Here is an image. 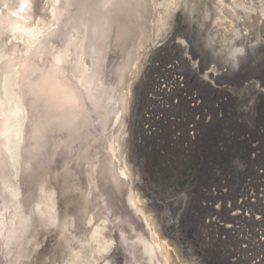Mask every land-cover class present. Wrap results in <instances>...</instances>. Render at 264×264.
<instances>
[{"label": "rangeland", "instance_id": "1", "mask_svg": "<svg viewBox=\"0 0 264 264\" xmlns=\"http://www.w3.org/2000/svg\"><path fill=\"white\" fill-rule=\"evenodd\" d=\"M30 1L32 10L23 20L20 15L16 18L17 14L15 17L12 14L10 18L0 11V264H130L140 252V243L135 237L139 234L150 238L144 218L128 201L130 188L136 190L144 210H149L147 213L155 220L158 235L174 248L182 264H232L230 251L222 239L215 238L218 228L211 222L216 211L211 190L217 187L212 165L219 163L224 172L231 174L226 183L231 191L227 195L233 198L241 175H232V159L237 157V161L247 165L246 171L252 173L248 146L239 140L242 132L250 131L246 123L250 119L237 109L242 105L241 96L228 93L214 97L210 87H198L180 41L187 42L189 38L193 43L196 36L207 39L211 45L214 43L216 51H224L228 43L241 40V35L247 32L243 26V31L239 29L240 33L234 35L229 23L232 17L235 23L239 21L235 14L230 9H222L220 0H175V9L170 10L166 19L168 37L154 41L147 51L130 86L123 115L109 117L103 126L102 108L89 92L91 87L84 88L76 78L78 70H87L88 64L86 57L71 46L73 33L61 29L65 14L62 0ZM167 1L160 0L163 4ZM155 7L163 8L162 5ZM15 18L18 20L14 22ZM157 18L152 22L153 29ZM224 37L231 40L225 41ZM249 43L256 48L254 51L246 47L237 50L235 61L227 60L228 54H222L225 61L221 59V63L227 66L230 77H235L245 61L253 60V67L246 71L259 76L250 79L264 84V48L259 43ZM196 47L202 51L200 46ZM190 48L192 57L196 51ZM208 57L203 62L208 63L207 67H216L218 62ZM117 59L115 51H108L107 68ZM176 66L180 74L170 68ZM174 75H181L183 81L173 83L170 78ZM54 79L58 82H52ZM59 83L67 85L76 97L67 92L56 97ZM166 83L173 93L167 90L163 95L160 87ZM226 90L232 92L229 88ZM190 92L201 97V123L197 122L199 115L188 112L185 98ZM215 106L221 108L224 120L221 125L215 120L219 113ZM75 112L79 113L74 116ZM84 116L89 122L86 127ZM259 119L264 127V112ZM195 120L206 132L204 145L195 146L185 154L187 158L180 160V143H185L184 127L187 123L195 127ZM224 127L234 133L237 142L215 154L208 142L216 136L219 139L220 132L226 130ZM113 136H117L119 151L115 154L119 158L112 167L106 164L109 152L105 141ZM86 153L94 154L93 158L90 156L84 161L85 155L89 157ZM168 153L176 157L170 167L163 162V156ZM209 161L213 163L208 164ZM175 187L184 190V195H171ZM165 202L171 206L167 207ZM151 203H156L159 209L150 207ZM103 204L108 208L107 216L103 213ZM102 225L110 240L107 248L99 250L103 236L97 235L94 239L92 232Z\"/></svg>", "mask_w": 264, "mask_h": 264}, {"label": "bare ground", "instance_id": "2", "mask_svg": "<svg viewBox=\"0 0 264 264\" xmlns=\"http://www.w3.org/2000/svg\"><path fill=\"white\" fill-rule=\"evenodd\" d=\"M245 1L246 2H244V0H220L221 5H222V9H224V8H227L228 10L230 9L231 10L230 13L232 12L231 14H235L236 18L239 20V21L237 20L238 22L235 23L234 22L235 18H234V20H233V17H232V19H230L231 23H229V24H232V29H233V31H235V34L234 33L233 34L237 35L238 33H240L239 29L241 31H243L242 30L243 26H244L245 31H247L246 34L242 33L243 35H241L242 36L241 40L238 39L239 40L238 41L237 39L236 40L234 39L235 40L234 42L228 43V45L226 46V49L224 51H222L221 49L216 51V48H215L216 45H213L214 43L211 45V43H209V41L207 39L198 38V37L193 36V35L192 36L195 37V39H196L195 42H193V43L190 42V40H188L189 39L188 38V39H186L187 42H184V41L181 42L180 41V43H182L181 45L183 46L182 50L184 52L183 56L186 60V64L188 66H190L189 68H191L193 76L197 79V83H198L197 85L199 88L210 87L212 90V93L214 94V97H220V96L228 94V93L231 94V96H233V95L241 96V99L239 98V100H240V103H242V105L240 108H239L240 104L237 107V109L239 110V113L241 112L242 114H245V112L248 111L249 108L254 107V105L250 106V104L251 103L254 104V102H255V107H260L259 109H262L258 112L262 113V112H264V84L260 83V81L258 82L254 79H250V78H252L251 76L255 77L256 74H254V72H251V71L249 73H247V71H246L247 68H249L251 66V64H252L251 62L253 60L251 62H248V63L245 61V63L243 64V67L241 69H238L237 72H235L236 73L235 77H232V76L230 77L229 73L227 72L228 71L227 66H225L223 64V62L221 63V59H222V61L224 60V57L222 56V54L223 55L225 53L228 54V57L226 58L227 60L229 58L230 60L233 59L232 61H235L234 58L237 57L236 56L237 50L242 51V49L246 47L247 49L250 48L249 50L252 49V51H254L256 48L254 49L253 48L254 46H252V45L249 46L248 45V44H250L249 42L259 43V46H261V48L262 47L264 48V0H245ZM31 2L32 1H30V0H0V11L2 13L6 12L10 18H13L12 14H14V17L16 16L15 14H17L16 18L18 17V15H20L22 17L21 19L23 20V18H25L26 15L29 14V11L32 10ZM62 3L64 4L63 7H65L66 11L64 10L65 14H64L63 22H62L63 26H61L62 27L61 29H62V31H65L68 29V31H71L73 33V39H71L72 40L71 46L73 45L74 48H76L77 53H79L80 55H84L86 57L87 61H85V60H83V61H85L88 64L87 65L88 68L86 67L87 70H84L81 68L78 70L79 73H78L76 78L80 81V83H82V86L84 85V88H87L86 86L91 87L89 92L93 95V99L96 101L97 105L98 106L100 105V107L102 108V111H101V112H103L102 113L103 114L102 120L104 119L103 126H105V121L109 117L112 116L113 119L118 118L119 114H122V112L123 113L125 112L126 103H127L126 97H128V92H130L129 89H130V86L132 85V81L137 77V75H138V73L142 67L143 59L146 56L147 51L155 43L154 41L157 40L156 41V43H157V42L163 41L164 39L166 40V38L168 37V31L166 28V25H168V23L166 22V19L169 16L170 10L172 11L175 9L174 7L176 5V1L175 0H168L165 4H163L162 2H160V0H62ZM155 5L156 6L162 5L163 8L162 9H160V8L156 9ZM223 11L224 10H221L222 13H223ZM224 13H225V11H224ZM156 16L158 17L156 20L157 24H156V26L154 25L155 29H153L152 28V22L156 18ZM58 17L61 18L60 15ZM16 18H15L14 22L16 20H18ZM222 18L223 17H220L219 19H222ZM229 18H230V15H229ZM225 19H226V17H225ZM17 22H19V21H17ZM59 24H60V22H59ZM188 26L190 28H192V23H189ZM227 30H228V32L230 31V29H227ZM65 33H63V34H65ZM198 34L199 33L197 32V36H198ZM65 36H67V35H65ZM61 40H62V38H61ZM63 40H67V38H65V39L63 38ZM179 40H181V39H179ZM224 40L225 41L231 40V37H224ZM187 43H189V44H187ZM196 46H200L202 51L197 49ZM190 47L195 48V51H196V52H194L195 54L193 53L192 57L189 55L190 53L188 52V50L191 49ZM111 50H113V52L115 51V54L117 53L118 59H117L115 64H113L111 67L107 68L105 62H106L108 51H111ZM208 56L212 57L211 58L212 61L218 62L216 67L214 65L207 67L208 63L206 64V62H203V61H205V59H207V58L209 59ZM60 57H58V59ZM195 57H198V59H195ZM261 62H263V61H261ZM86 63H84V65ZM262 64H261V66H262ZM251 67H253V66H251ZM59 69H60V67H59ZM171 69L177 71L180 74V72L178 71V66L171 67ZM59 73H60V71H59ZM255 73H257V72H255ZM226 76H228L227 80L225 78ZM236 76H239V77H236ZM237 78H239V79H237ZM257 78H259V76ZM262 78H263V76H262ZM170 79L172 80L173 83L177 82L176 76L173 78L171 77ZM260 79H261V77H260ZM178 80L182 82L183 77H181V75H179ZM229 80H231V81H229ZM52 82L56 83L58 81H57V79L56 80L54 79V80H52ZM168 88H170L169 85H167V84L164 85V88L161 91V93H163V95H165L167 90H169L170 93H173V90H170ZM173 88H174V86H173ZM226 88H229L230 91H232V92H227ZM117 89H118V91H116ZM56 92H57V94H55L56 97L57 96L61 97V95H63V92H67L68 95L71 96L72 98L76 97L75 92L70 90V88L67 85H63V83L60 84L56 88L55 93ZM48 95H49V93H48ZM168 96H170V95H168ZM262 98H263V100H262ZM185 99L187 101V106L189 107L188 112L192 115L193 114L199 115L200 120H198L197 122L201 123V119L203 118V112H201V110H200L201 106L199 105L200 99H201L200 95H198V94L195 95L194 93L190 92L189 96L186 97ZM54 101H52L53 104L55 103ZM60 103H59V106H61ZM50 106H52V105H50ZM56 107H58V106H56ZM48 108H49V106H48ZM215 109L219 110V113L215 115V120L218 123H220V125H221L224 122L222 115L220 114L221 108L215 106ZM77 114L75 112L74 116ZM51 115H52V112H51ZM83 118H84L83 125L84 126L88 125V123H89L88 119H86L85 116ZM191 123H193V122L191 121ZM195 124H197L196 120H195ZM72 125H75V124L73 123ZM186 126H188V123L186 124ZM219 127L220 126H218L217 128H219ZM222 127L223 126H221V128ZM184 128H185L184 129V132H185V130H187L188 127H184ZM102 129H103V127H102ZM193 129L198 131V133H192L191 136H189V137L187 136V134H185V136H184L185 143L184 144L180 143V145H181V150L179 152L180 160L187 158L185 156V154H189L188 152L190 150L193 151L195 146H201L202 147L204 145V143H202L204 141H202V140L205 139L204 135L206 132L204 130H201L202 128H199L198 124L195 127H193ZM224 129H226V128L224 127ZM215 131H216V128H215ZM217 133H219V129H218ZM220 133H221L220 134L221 137L219 139L217 138V136H216V138L210 139L209 136L207 135L208 141L210 139V141L208 143H210V146L213 148V151L215 154L221 153L220 152L221 148L226 147L228 145V143L233 139V136L231 135V131L229 130V128L226 130H223ZM224 133H225V138L222 139V135ZM113 137L114 138H111V137L106 138L107 141H105L106 146H107L106 149H108V152H109L108 153L109 154L108 160H107L106 164H108L112 167H113V164L115 163V159L119 158V157H117L118 155L116 156L117 153L115 154L116 150H118L117 149L118 146H117L116 138H115L117 136H113ZM229 146H230V144H229ZM87 155L89 156V154H87ZM90 156L86 157V155H85L84 161L89 160L88 158H90ZM163 157H164L163 162H164V165H166V166L170 167L171 165H173V162H176V159H175L176 157L174 156V154L168 153L167 155H165ZM200 160H203V158L200 157ZM206 160H208V159L206 158ZM207 163L211 164V163H213V161L212 162L209 161ZM216 164H217V166H216ZM216 164L213 163L212 167L219 170L216 173L221 176V171H220L221 165H219V163H216ZM218 167H220V168H218ZM119 169H121V168H119ZM105 172L107 173V171H105ZM123 173H124V176L127 178V174H126L125 170L123 171ZM186 175H187V172H186ZM190 182H191V184H193L192 181H190ZM116 186H117V189H120V184L117 183V181H116ZM187 186H188L187 188L189 190L191 187L189 186L188 183H187ZM110 187H111V185L108 188L110 189ZM113 189H114V187L112 188V190ZM135 191L131 190V188L128 189L127 198H128V201L130 202V204L132 206H134L135 209L139 212V214H140L139 216L144 218V220H145V222L149 228L148 231L150 233L149 234L150 238L146 239L143 236L145 238L144 239L141 235L139 236V234L137 235V237H135L136 241L138 240V242L140 243V252L131 260L130 264H182L180 261H178L176 254L173 251L174 248L172 247L173 248L172 249L171 246L169 245V242H167L166 240L161 238L160 235H158V233L155 229V220L153 219V217H151V214L147 213V211H149V210H144L145 206L141 203V200L139 199L140 196L138 197V194ZM183 192H184V190H182L180 187H175V189L173 191H171V195H173V196L178 195V194L184 195ZM110 194L112 195V193H110ZM146 196H148V195H146ZM211 197H212V201L213 202L216 201V203L221 200L220 193H218V192H216ZM250 197L255 198V196H253V195H251ZM182 199H183V197H182ZM246 200H247V202L245 201V198H243V200L237 204L238 205L247 204V205L252 206V204L248 201V198ZM209 201H211V200H209ZM116 203H118V202H116ZM111 205H112V203H111ZM165 205H167V202H165ZM101 206L104 209L103 213L107 216V214H108L107 209L108 208L104 204ZM168 206H171V204L167 205V207ZM150 207H152L153 209L158 208V206L156 207V203H151ZM214 216H216V212H213L212 217H214ZM102 221H104V220H102ZM156 221H157V219H156ZM98 224H99V222H98ZM101 224H102V222H101ZM105 224H106V222H105ZM125 224L127 225L126 222H125ZM130 224H132V223H130ZM124 227H125V225H124ZM124 227H122V228L125 229ZM134 228H135V225H134ZM126 230L128 231L127 227H126L125 231ZM103 231L104 230H103V225H102V226H97L92 232L93 233L92 238H94V239L97 237V235L103 236V240H102L103 242L99 245V250L100 249L103 250V249L107 248L109 240H110V235L104 233ZM132 234H133V232H132ZM173 244H175V243H173ZM106 264H109V263H106Z\"/></svg>", "mask_w": 264, "mask_h": 264}, {"label": "built area", "instance_id": "3", "mask_svg": "<svg viewBox=\"0 0 264 264\" xmlns=\"http://www.w3.org/2000/svg\"><path fill=\"white\" fill-rule=\"evenodd\" d=\"M171 68V67H170ZM175 77V75L173 76ZM178 80V77H176ZM167 84V83H166ZM164 85L160 87V92ZM245 112V118L249 117L248 132H242L239 140L245 142L248 146L247 158L249 159L252 173L246 171L247 165L237 161V157L232 159L234 169L232 175L240 174L241 180L236 185V195L228 197L229 173L221 170V176L217 174L219 170L213 167V174L216 179L217 187H212L214 194L220 193L221 200L214 205L216 216L211 220L216 230L215 238L218 241H224L226 248L230 251L232 264H264V151L262 141L264 140V127L260 124V107L250 106ZM259 109V110H258ZM185 134L191 136L192 133H198L192 125L187 126ZM233 139L228 143L234 146L237 138L231 132ZM217 166V165H216ZM215 166V167H216ZM229 174V175H228ZM223 194V196H222ZM246 195V196H245ZM251 195L255 198L250 197ZM244 196V197H243ZM245 198L251 205H238ZM224 212V214H223ZM225 215V216H222ZM259 221V222H258ZM221 234H223L221 236Z\"/></svg>", "mask_w": 264, "mask_h": 264}]
</instances>
